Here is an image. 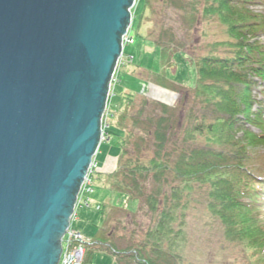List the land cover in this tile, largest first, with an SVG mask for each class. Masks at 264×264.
I'll return each instance as SVG.
<instances>
[{"label": "water", "instance_id": "obj_1", "mask_svg": "<svg viewBox=\"0 0 264 264\" xmlns=\"http://www.w3.org/2000/svg\"><path fill=\"white\" fill-rule=\"evenodd\" d=\"M134 0H0V264H58Z\"/></svg>", "mask_w": 264, "mask_h": 264}, {"label": "trees", "instance_id": "obj_2", "mask_svg": "<svg viewBox=\"0 0 264 264\" xmlns=\"http://www.w3.org/2000/svg\"><path fill=\"white\" fill-rule=\"evenodd\" d=\"M139 1L142 14L149 0ZM187 3L192 21L198 0ZM201 3L203 18L216 16L226 26L228 39L221 43L224 50L212 51L194 62L195 85L183 114L185 121L174 108L161 103H153L160 111L146 114L148 102L142 98L131 120L134 127L141 126L144 135L128 131L120 144L117 167L106 176L111 198L117 195L138 204L142 201L150 216L142 239L128 249L135 264H194L184 259L183 244L186 215L198 190L205 192L204 206L220 223L225 240L251 254H264V220L258 215V201L264 200V175L249 168L251 149L264 145V93L258 97L252 92L255 84L264 86V42L258 39L264 32V15L248 7L251 3L264 5V0ZM157 46L162 60L173 54L167 46ZM123 113L113 128L120 132L124 129ZM178 130L180 139L176 138ZM148 136L152 138L151 153L142 156L141 146ZM133 137L137 139L133 141L134 155H128L125 146ZM108 206L112 205H99L101 226L84 245L83 264L91 263L92 246L118 259L126 254L113 247L112 232L102 226Z\"/></svg>", "mask_w": 264, "mask_h": 264}, {"label": "rangeland", "instance_id": "obj_3", "mask_svg": "<svg viewBox=\"0 0 264 264\" xmlns=\"http://www.w3.org/2000/svg\"><path fill=\"white\" fill-rule=\"evenodd\" d=\"M201 1L198 0L192 21L188 0H149L148 5L141 10L142 14L139 11L143 6L139 0L131 8L128 32L134 37V42L124 45L111 82L103 117L105 137L93 156L98 176L94 179L93 191L87 196L88 205L77 204L68 227L91 239L99 231L98 226H101L99 205L107 202L112 206H108V218L102 226L112 232L113 247L118 251H126V254L118 259V256L92 246L95 254L90 264H135L128 249L142 239L150 216L142 201L138 204L129 197L117 195L111 198L106 176L117 167L121 154L120 144L128 131L144 135L141 126L134 127L131 120L142 98L148 102L146 114L149 111H160L157 104L161 103L174 108L179 118L185 121L183 114H186L185 109L190 105L191 90L195 85L194 62L212 51L221 53L224 50L221 43L228 39L226 26L216 16L203 18ZM248 7L264 15L263 4L251 3ZM258 39L264 42V32L259 33ZM157 43L167 46L168 53L173 54H168L162 60ZM153 87L171 92L174 95L173 101L165 103L154 98ZM187 92L190 95L186 99ZM252 92L260 97L264 93V86L261 83L255 84ZM131 97L132 102L128 101ZM121 113L125 114V119L124 129L120 132L113 128L117 125V118L122 117ZM261 116L264 124V113ZM178 131L176 138L180 139L181 131ZM253 131L259 132L254 127ZM197 139L201 141L200 137ZM146 140L141 146L142 156L151 153V136L145 137ZM133 141H137L136 137L130 140V145L125 146L128 155H134ZM251 154L249 168L256 175H264V145L252 148ZM193 200L186 215V243L183 244L186 261L194 264H264V254H251V251L224 239L220 223L210 217L204 206V191H196ZM258 215L264 220V200L258 201Z\"/></svg>", "mask_w": 264, "mask_h": 264}, {"label": "built area", "instance_id": "obj_4", "mask_svg": "<svg viewBox=\"0 0 264 264\" xmlns=\"http://www.w3.org/2000/svg\"><path fill=\"white\" fill-rule=\"evenodd\" d=\"M134 4H136V0H134L133 5ZM131 8L129 9L130 13H132ZM129 27L127 28L126 33L121 38L122 52H121V55L116 62L114 72L111 76V80L109 83L108 96H109V91H110V87H111V82L114 78L115 70L117 68V64H118L119 60L121 59V56L123 53L124 45L126 43H133L134 42L133 37L130 36V34L128 32ZM107 101H108V98H107ZM106 107H107V102H106L105 110L102 114L101 121H100V129H101L100 143L103 140V138L105 137V133H104L105 127L103 125V117H104V114L106 111ZM96 171H97V164L94 161V159H92V161L88 167L87 173H86V175H85V177L81 183V186L79 188L76 203L74 206V212L71 216V219L73 218V216L75 214V209H76L77 204L88 205L89 198L87 196L93 191V176H94ZM71 219H70V221H71ZM87 242H88V239L86 237H84L80 232H77V231H74V230L68 228L66 230L63 238H62V242H61L62 250H61V254H60L58 264H81L82 260H83V255H84V245Z\"/></svg>", "mask_w": 264, "mask_h": 264}, {"label": "bare ground", "instance_id": "obj_5", "mask_svg": "<svg viewBox=\"0 0 264 264\" xmlns=\"http://www.w3.org/2000/svg\"><path fill=\"white\" fill-rule=\"evenodd\" d=\"M151 89L153 97L159 99L160 101L171 103L174 99V95L167 90L161 89L159 87H153Z\"/></svg>", "mask_w": 264, "mask_h": 264}]
</instances>
